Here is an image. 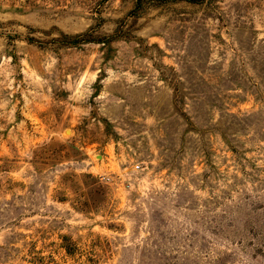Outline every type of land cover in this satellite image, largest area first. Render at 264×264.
<instances>
[{
	"label": "rangeland",
	"instance_id": "374dc122",
	"mask_svg": "<svg viewBox=\"0 0 264 264\" xmlns=\"http://www.w3.org/2000/svg\"><path fill=\"white\" fill-rule=\"evenodd\" d=\"M0 264H264V0H0Z\"/></svg>",
	"mask_w": 264,
	"mask_h": 264
},
{
	"label": "trees",
	"instance_id": "16d2710c",
	"mask_svg": "<svg viewBox=\"0 0 264 264\" xmlns=\"http://www.w3.org/2000/svg\"><path fill=\"white\" fill-rule=\"evenodd\" d=\"M142 1L143 0H136V8L139 7ZM162 1H166V0H162ZM183 1L193 2L195 0H183ZM83 37L84 35H68V34L59 33V38L56 41L62 42L63 45H74L78 43L79 41H81ZM28 41L33 42L34 40L30 38Z\"/></svg>",
	"mask_w": 264,
	"mask_h": 264
}]
</instances>
